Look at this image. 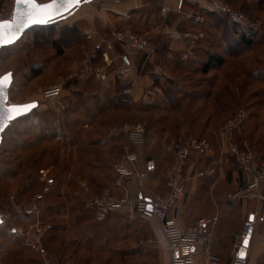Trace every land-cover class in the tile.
<instances>
[{"label":"rangeland","instance_id":"374dc122","mask_svg":"<svg viewBox=\"0 0 264 264\" xmlns=\"http://www.w3.org/2000/svg\"><path fill=\"white\" fill-rule=\"evenodd\" d=\"M49 1L51 0H37L39 3ZM217 1L222 3V0ZM223 2L228 5L224 4L225 6L230 7V14L234 17L237 14L246 17V22L255 32L254 35L249 32V37H253L256 42L254 47L243 59L230 60L223 70H216L217 72L207 76L189 77L187 74L172 76L171 73L168 75V72L167 75L163 74L156 80L158 95L155 103L168 102L165 100L167 94L164 96L163 92L169 91L173 94L178 87L187 88L191 92L189 96L193 97L200 96L195 94L198 90H193L198 85L217 86L214 96L221 109L227 113L226 120L222 122L237 119L241 110L247 113L244 122L254 119L247 135L233 140L232 145L237 143L243 146L247 141L254 154L262 155L264 154V0H250V5L240 0H223ZM14 5L15 0H0V15L9 17L13 14ZM70 19L69 15L55 23L52 27L54 31L50 34L47 32L46 37L41 35V40L35 39L33 31H30L16 45L0 51V76L13 74L9 105L38 103L31 116L11 123L3 135L0 146V218L4 220L0 225V264H23L24 261L28 264L30 253L38 254L42 264L46 259L54 264L60 262L63 264L64 261L60 259L70 255L76 259L74 261L81 263L109 264L108 257L102 259L97 254L80 249L75 238L80 239L81 232L85 235L87 231L96 234L99 231L98 227L102 229L100 230L102 235L106 236L104 241L119 239L120 235H124L123 225L126 223L123 222L117 227L113 223H107L114 215L138 216L132 224V230L136 231L138 249H144L154 243L144 233L145 220L136 210L110 213L104 220H99L101 211L97 200L106 192L115 198L128 195L132 201L137 200L141 193L160 195L156 189L163 180L166 183V172L165 176L164 173H159L162 178L159 183L150 182L149 175L148 180L138 179L126 190L116 187L112 166L117 163L125 147L129 145V142L126 143V133L121 131L125 125L142 123L146 128L147 137L150 138L149 122L155 117H163L162 115L166 114L163 112L142 114L138 108L129 103L115 109L104 106L101 114L97 113L93 106L96 103L102 104L107 99H116L115 89L110 90L93 76L85 81L86 83H82L80 78L68 80L69 75L80 69L83 58H79L80 54L77 53L71 62L68 54L72 55L76 49H68V51L64 49L65 54L58 55L50 45L64 28L70 27ZM83 36L87 42L85 33ZM73 64L78 65L76 70H71ZM246 69L249 71V77ZM39 71L43 74L36 77L35 73ZM94 78L98 82H95ZM60 82L64 83L61 95L55 99L46 98L44 92ZM102 86L106 87V90ZM203 94L196 103L188 104L189 106H186V110L182 113L189 118H196L199 121L202 119V124L204 119H208L213 111L218 109L217 102L206 100V94ZM175 95L182 97L180 94ZM223 102L227 105H223ZM82 105L85 106L81 107ZM251 105L254 106L249 108ZM174 113L169 118L173 119L174 124H178L182 114L175 116ZM202 124L193 126L190 130L199 132V129L204 128ZM243 124L240 129L244 127ZM175 127L177 126L173 125L172 130ZM223 128V125L219 127L222 131ZM240 129L237 131L240 132ZM235 133L236 130L233 135ZM187 136L188 133L182 137L174 136L166 144L173 151L172 142L188 138ZM149 140L148 147L146 142L142 149L145 157L150 156L146 152L151 151V147L152 149L156 147V140L154 138L152 141ZM157 150L158 148L154 152ZM173 154L174 161L167 166V169L176 162L175 153ZM228 156L237 164L232 149ZM47 186L50 190L44 200L36 201V194L41 193ZM64 229L73 233L71 231L66 233ZM37 230L44 231L42 240L44 255L31 247L28 233ZM57 235L59 239L56 242H59L61 247L57 245L60 249L57 246L52 249V237ZM82 240L86 242L87 239ZM95 242L96 239L91 238L90 245L96 244Z\"/></svg>","mask_w":264,"mask_h":264},{"label":"crops","instance_id":"0c3cea01","mask_svg":"<svg viewBox=\"0 0 264 264\" xmlns=\"http://www.w3.org/2000/svg\"><path fill=\"white\" fill-rule=\"evenodd\" d=\"M178 1L87 0L69 14L71 18L70 26L77 25L86 35L87 42L80 46L81 54L79 58L90 60L93 65L98 66L103 64L102 56L106 53L112 62L107 70L108 83L105 84L100 81L99 83L108 86L110 90L115 89L117 71L123 64V56L124 61L133 66L134 74H139L138 80L131 84L127 90L132 99L133 107L141 102L150 103L153 101V94L157 92V87L154 85L155 77H162L163 74L167 75V72L169 75V71L164 66V63L167 62L166 59H171L173 55H183L186 60L199 56L202 49L209 46L205 40L202 42V39L207 36L206 31L220 33L221 26L218 25L217 19H223L229 14L220 9V7L227 5L223 0L222 3L217 0H183L181 10L177 9ZM240 1L249 4L250 0ZM228 8L230 9V7ZM230 15L233 16V14ZM197 17H201L202 20H197ZM235 19L237 20L236 17ZM238 22L246 24V17ZM125 30L156 36L157 52L149 58L141 53L125 55L123 49L113 40V34L116 31ZM179 32H192L202 35L193 54L189 57H185L189 48L188 42L175 37V34ZM88 33L93 34L91 39L87 38ZM97 50H102L103 53L96 61ZM245 56L246 54L232 58L227 57L225 54L227 60L243 59ZM77 68L78 65L73 64L71 70ZM212 72L217 71L213 70L210 74ZM90 77V75H84L80 78V81L86 83L85 81ZM94 81L97 80L94 78ZM211 88L212 92L216 93L217 86ZM217 104L218 109H215L208 119H204V124H202V119L200 121L196 120V126L202 124L205 128L203 135L207 137L206 142L209 144V148L192 156L184 172L187 179L186 195L178 210L177 222L179 226L187 229L198 219L211 220L208 225L209 242L196 251L191 264H209L208 258L210 255L218 257L220 264H231L234 248L233 234L240 232L245 221L251 216H255V218L262 214L264 216V212L261 213L256 202L232 198V195L238 190L241 172L237 164L233 163L228 155L231 154L232 141L245 137L254 119H248L244 122L240 137L236 135L226 137L219 127L224 126L225 123L222 121L226 120L227 113L221 109L219 103ZM223 105L226 106L227 103L223 102ZM181 116L178 122V125L181 126L178 133L184 135L189 132V119L184 114ZM168 136L169 133L166 132L164 136L155 138L156 147H153V149L151 147V151L146 152L151 154L156 161V168L150 174V182H161L162 178L159 173H164L165 176L167 166L174 161V151H171L166 144ZM148 145L147 143L146 146L148 147ZM159 145H161V148L154 152ZM156 191L160 195L166 193L164 180L158 185ZM137 217L135 215L133 217L130 215L111 216L107 223H113L116 227L123 222L126 223L123 225L124 235H120L119 239H113L110 242L108 240L107 242L104 241L103 239L106 236L102 235V231H100L102 229L97 227L99 231L96 234H90V231H87L85 235L81 232L80 239H78L79 237L75 238V242L80 249L97 254L102 259L108 257L107 262L109 264L167 263L170 260V253L163 223L157 219H143L146 227L144 233L154 243L144 249H138L136 246V231L135 229L132 230V224ZM69 231L71 230L64 229L66 233ZM59 232L61 231L59 230ZM91 238L96 239V244L90 245ZM58 239V235L52 237V249L57 245L61 247V244L56 242ZM82 239L87 240L84 242ZM241 253H244V256L247 257V264H264V222H256L252 230L249 247L240 251ZM29 255L28 264H42L38 254L30 253ZM74 260L76 259L72 258L71 255L60 259V261H64L63 264H87ZM23 264H26V261Z\"/></svg>","mask_w":264,"mask_h":264},{"label":"built area","instance_id":"2783aa9c","mask_svg":"<svg viewBox=\"0 0 264 264\" xmlns=\"http://www.w3.org/2000/svg\"><path fill=\"white\" fill-rule=\"evenodd\" d=\"M182 7L183 0H179L177 9L181 10ZM220 9L225 13H230V9L227 6L220 7ZM236 17L238 21H242L245 18L242 14H237ZM12 18L13 14L9 17L0 15V21L12 20ZM197 20H202V18L197 17ZM92 36V33L87 34L88 39H91ZM175 37L188 42L189 48L185 57H189L193 54L202 35L192 32H179L175 34ZM113 40L123 49L125 55L130 53H143L146 58H149L157 50L156 36L148 34H137L132 31H116L113 34ZM122 59L123 64L118 69L117 74L123 80L131 81V84H133L138 80L139 74H134L133 66L124 61V56ZM102 63V65L95 66L90 60L84 59L81 61L80 69L69 75L68 80L90 75L100 82H107V70L112 65V62L106 53L102 56ZM63 86L64 83L60 82L45 91L44 96L52 99L59 97L63 91ZM127 101L132 105L130 96ZM246 117V111L241 110L237 119H231L225 123L222 134L226 137L232 136L235 130L240 129ZM121 131L128 135L130 143L125 147L121 158L115 163L113 169L116 177V187L127 190L138 179L148 180L149 175L156 168V161L154 158L145 157L143 154L142 149L146 143L147 131L142 123L135 122L132 125L127 124ZM208 148L209 144L206 141L198 140L194 137L173 141L171 149L175 153L176 162L168 167L166 171V193L163 195H151L149 192H147L148 194L141 193L137 200L132 201L128 195L123 198H115L106 192L97 200L101 211L98 217L99 220H104L110 213L122 211L134 212L135 210L146 220L157 219L163 223L164 234L170 253V260L165 264H191L196 251L209 242L208 225L211 223V220L198 219L191 227L183 229L177 222L178 210L186 195L187 179L184 175L185 169L191 161L192 156ZM232 150L241 172L238 190L232 195V198L254 201L257 203L258 209L263 213L264 157L259 158L258 155L254 154L249 148L247 141L244 142L243 146L234 143ZM140 161H142L141 164ZM49 190V186L45 187L41 193L36 194L35 200L39 202L43 201ZM149 205H151V209ZM253 217L254 219L248 218L242 230L234 233L232 236V241L235 245L232 251L233 258L231 264H247V257L243 256L241 258L240 255V251L246 249L244 247V241L253 230L256 222H264L263 214L257 218L255 216ZM28 235L32 249L44 255L42 247L44 231L37 230L28 233ZM208 260L209 264H220V260L216 256L210 255ZM44 264L54 263L46 259Z\"/></svg>","mask_w":264,"mask_h":264},{"label":"trees","instance_id":"16d2710c","mask_svg":"<svg viewBox=\"0 0 264 264\" xmlns=\"http://www.w3.org/2000/svg\"><path fill=\"white\" fill-rule=\"evenodd\" d=\"M60 20H62V19H60ZM60 20L48 23L47 25L33 27L30 30H28L24 34V36L28 32L33 31L34 38L37 40L38 39L41 40V35H44L46 37L48 35V33L50 34L52 31H54L52 27L55 25V23H57ZM217 21H218L217 22L218 25L221 26V30H220L221 32L215 33V32H211V31L210 32L206 31L207 36L202 39V42L205 40V42L207 44H209V46L204 47L202 49L201 53L199 54V56H195L191 59L186 60L183 58V55L182 56L181 55H173L171 59L170 58L166 59L167 62L164 63V66H165L166 70H168L169 73L172 74V76H173V74H176V75L187 74V75H189V77L191 75L192 76H207L213 70H219V69L223 70V68L230 61L229 59L228 60L226 59L227 57L233 58V57H239L241 55L249 54V50L252 49V47H254V45L256 43L255 40L253 39V37H249V32L252 35L255 34V32L252 31L254 29H251L252 26H250L247 22H246L247 25L244 23L238 22L235 19V17L230 15V13L228 15H226V17L223 19L218 18ZM246 21H247V19H246ZM132 32L137 33V34H145L143 32H138V31H132ZM70 37H71V39L69 40ZM20 40H18L13 45L2 48L1 50L16 45ZM49 40H51V39H49ZM85 43L86 42L84 40L82 30H80V28L77 25H74V26L64 28L60 32V35L58 37H56L55 39H53V41L50 42V45L57 51L58 55L65 54L64 49H66V51H68V49H72V50L76 49V51L73 52L74 54L73 53H72V55L68 54L69 61H73L75 54L76 55H77V53H78V55L81 54L79 48L82 44H85ZM96 53H97V55H96V61H97L101 57V54L103 53V51L97 50ZM224 53L226 54L227 57H225ZM141 54H143V53H141ZM164 56H166V54H164ZM246 72H247V76L249 77V71L247 69H246ZM41 74H43L41 71L35 73L36 77L40 76ZM160 77L161 76L155 77V79H154V85L155 86H156V80ZM103 83L107 84L108 81L103 82ZM104 86H106V85H104ZM130 86H131V81L123 80L117 74V84L115 85V92L117 95L115 97L116 99H107L105 101L103 100L104 102L102 104L96 103L93 106L97 110L96 112L101 114L102 109L105 107H108V106H110V109H115V108H119L122 106L124 107V106L128 105V101H127L128 92H127V90L130 88ZM106 87L108 88V86H106ZM106 87H103V88L106 90ZM10 88H11V86H10ZM193 90H198V91H196L195 94H198V95L200 94V96L190 97L189 94L191 92L188 91L187 88L178 87L174 90L173 94L170 93L169 91L163 92L164 96L167 94V96H166L167 99H165V100H168V102L166 101V103H164V104H163V102L162 103H155V98L158 95V93L156 92L155 94H153V101L152 102H150V103L141 102V103H138L135 105V108H138L139 112L142 114H144V113L145 114H147V113H160V112H163L164 114H166L165 116L162 115L163 117H159V118L155 117L154 120H152V122H149L150 125L148 127V135L149 134H151V135H150V138H149V136L146 137L147 143H148L149 139H151V141H152L153 138L154 139L157 137L160 138V137L164 136L166 132L169 133V136L166 138V142L174 136H176V137L177 136H179V137L184 136V135H180L178 133L179 127H181V126L178 124H174L173 119H171L169 117L174 112H175L174 113L175 116L177 114H179L180 112L183 113L186 110L185 107L189 106L188 104H191V102L194 104L198 100H200L201 95H204L203 93L206 94V97H207L206 100L210 99V100L216 101V98L214 96L216 94H215V92H212L213 90L210 86L206 87V86L198 85L195 88H193ZM175 94H180L182 97H180L179 95H177V97H176ZM96 99H100V98H96ZM240 99H242V98L240 97ZM83 106H85V105H82L81 107H83ZM253 106L254 105H251V106H249V108H251ZM87 108L90 110L92 109V107H87ZM225 110H227V109H225ZM33 111L29 115L24 116L18 120H21V119H24V118L31 116ZM224 112L226 113V111H224ZM187 118L189 119L188 120V122H189V124H188V128H189L188 135L189 136H187V137H194V138H197L198 140H201V139L207 140V137H205L203 135L205 128L199 129V132H196V131L192 132V130H190L193 126H196V118H189V117H187ZM18 120H15V121H18ZM173 125L177 126V127H175L176 132H175V128L172 130ZM7 128H6V130H7ZM6 130L2 134V141H3V135L6 132ZM241 133H242L241 131L239 132L236 130L235 135L237 137H240V135H242ZM2 141H1V144H2ZM128 142L130 143V139H129L128 135L126 134V143H128ZM149 143H150V140H149ZM1 144H0V146H1ZM125 144L123 146H125ZM157 148L160 149L161 145L157 146ZM150 156H151V154H150ZM119 157H120V155L117 157L116 161L119 159ZM258 157L263 158L264 154L258 155ZM112 167H114V164ZM113 171H114V169H113ZM3 223H4V220H3ZM234 245L235 244H233V247H234Z\"/></svg>","mask_w":264,"mask_h":264},{"label":"snow or ice","instance_id":"6c2138e0","mask_svg":"<svg viewBox=\"0 0 264 264\" xmlns=\"http://www.w3.org/2000/svg\"><path fill=\"white\" fill-rule=\"evenodd\" d=\"M87 2V0H53L52 3L41 5L37 0H17L18 4L26 5L24 16H17L14 22L4 21L0 22V45L12 42L15 38L16 31L19 27L23 26V23L31 21L33 23H43L46 19L53 17L60 11V8L69 9L72 7H77L81 3ZM23 21V23H21ZM12 79V74L8 73L3 77H0V100H3V93L6 91L7 87L10 86ZM36 105H21L15 106L7 109L4 113L0 110V117H5L8 120L16 119L19 115L31 110ZM3 125L0 124V127ZM2 223V221H0ZM245 247L248 245V240L244 241ZM241 258H243L244 253H241Z\"/></svg>","mask_w":264,"mask_h":264},{"label":"water","instance_id":"95a60500","mask_svg":"<svg viewBox=\"0 0 264 264\" xmlns=\"http://www.w3.org/2000/svg\"><path fill=\"white\" fill-rule=\"evenodd\" d=\"M52 2H53V0H51V1L47 2V3H39V2L38 3L41 4V5H44V4H49V3H52ZM79 6L72 7V8H69V9H65V8L61 7L60 8V11L57 14H55L53 17H51L49 19H46L45 22H43V23H33L31 21H28L27 23H23V21H21V23H23V26L18 28V30L16 31L15 38L10 43H6L4 45H0V50L2 48H4V47H7V46H10V45L15 44L31 28L36 27V26L47 25L48 23H51V22H54V21L63 19L67 15H69L70 13H72ZM26 7H27L26 5L18 4L17 3V0H15V5H14V11H13V18H12V20H4V21L14 22V20H15V18L17 16L23 17ZM4 21H0V22H4ZM5 75H3V76H5ZM3 76H0V77H3ZM12 82H13V75H12V79H11V84H12ZM11 84H10V86H11ZM10 86H8L7 89H6V91L3 93V97H4L3 100H0V110H3L4 113H6L7 112V109H9V108H12V107H15V106H21V105H9V89H10ZM31 104H35L36 106L34 108H32L31 110L25 112L24 114L19 115L16 119L8 120L6 118V116L5 117H0V124L3 125L2 127H0V144H1V141H2V134L6 130V128L9 127V125L12 122H14L15 120H18V119H20V118H22L24 116L29 115L38 106V103L37 102L29 103V104H24V105H31ZM149 208L151 209V205H149ZM250 219H254V217L251 216ZM0 221H2V223H3V220L1 218H0ZM2 223H0V225ZM251 237H252V231L249 233V235H248V237L246 239V240H248V245L246 247L244 245L245 248H248L249 247Z\"/></svg>","mask_w":264,"mask_h":264}]
</instances>
